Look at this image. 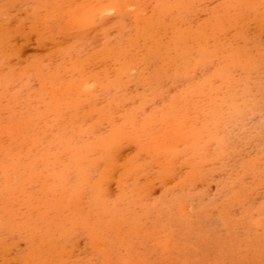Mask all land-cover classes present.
I'll return each mask as SVG.
<instances>
[{"label":"rangeland","instance_id":"rangeland-1","mask_svg":"<svg viewBox=\"0 0 264 264\" xmlns=\"http://www.w3.org/2000/svg\"><path fill=\"white\" fill-rule=\"evenodd\" d=\"M109 263L264 264V0H0V264Z\"/></svg>","mask_w":264,"mask_h":264},{"label":"bare ground","instance_id":"bare-ground-1","mask_svg":"<svg viewBox=\"0 0 264 264\" xmlns=\"http://www.w3.org/2000/svg\"><path fill=\"white\" fill-rule=\"evenodd\" d=\"M108 9H109V8H108ZM105 10H106V9H105ZM103 12H104V10H103ZM103 12H102V13H103ZM141 12H143V11H141ZM100 13H101V12H100ZM143 14H144V13H143ZM135 38H136V37H135ZM88 84H89V83H88ZM107 261H108V260H107ZM109 264H110V263H109Z\"/></svg>","mask_w":264,"mask_h":264}]
</instances>
